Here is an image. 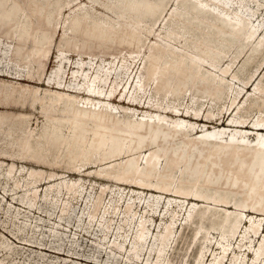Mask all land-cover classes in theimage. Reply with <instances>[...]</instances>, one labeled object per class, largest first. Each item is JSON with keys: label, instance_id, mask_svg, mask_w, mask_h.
I'll list each match as a JSON object with an SVG mask.
<instances>
[{"label": "bare ground", "instance_id": "1", "mask_svg": "<svg viewBox=\"0 0 264 264\" xmlns=\"http://www.w3.org/2000/svg\"><path fill=\"white\" fill-rule=\"evenodd\" d=\"M1 177L73 264H264V0H0Z\"/></svg>", "mask_w": 264, "mask_h": 264}, {"label": "rangeland", "instance_id": "2", "mask_svg": "<svg viewBox=\"0 0 264 264\" xmlns=\"http://www.w3.org/2000/svg\"><path fill=\"white\" fill-rule=\"evenodd\" d=\"M54 56H55V52L52 51L49 54V57L47 59L46 68L50 69L55 64V57ZM71 59H73V60L75 59V56L72 54H71ZM72 66H73V64H70V65L68 64L66 66V70L68 72L67 78H69V76H70V71L72 69ZM18 164H20V162H18ZM0 181L2 182L1 185L3 186L5 182H4V179L2 177L0 178ZM43 187H45V186H43ZM0 190H1V193H0V238H3V239L5 238L9 243L11 242V244L13 246H15V248L18 249L20 252L19 255H17L14 259H11L10 255L8 253H6V251L4 249H2L0 247V249H2L0 251V257L4 258V262L0 261V264H9L10 262H12L13 264H24L23 263L24 259H25V257L28 256V254H31V256L33 257V256L37 255L39 253V251H42V253L44 254V256L46 258H50L54 255H59V257H56V260H57L56 262L58 264H61V263L62 264H73V262L70 261V259H69L71 257H68V259H63L62 257H64V256L62 254L54 253V252L49 251V250L40 249L39 247H33L29 244H25V242H23L24 240L22 238L17 237V236H21L20 231L15 230L13 225L10 223V221H8L6 219L5 215L3 214L4 209L2 208L3 206L8 207L9 201L12 199H11L10 195H5L3 197L2 196L3 190L1 188H0ZM7 197H8V199H7ZM15 202H17V201L14 200L11 202L13 204L12 208L13 209L19 208L18 210L21 212L19 215L20 216L19 220H21L24 217H27V218H29L30 221H35V219L38 216H40L39 212H37V211L35 212L34 210H29L22 205L16 204ZM79 207H81L80 204L77 205V210H79ZM40 217H42V219L40 221L38 220V222L41 223V226L39 225V227L43 231H45L48 229V226H49L46 224H52L53 219H49L45 215V212L42 213V215ZM155 217H157V215H155ZM74 222H75V220H73L72 223H70L69 225H67L68 223L65 222V225L59 227L60 230H64L67 239L70 236L72 237L74 235V232L76 231L75 226L73 225ZM3 232H5V233H3ZM75 236H77V240L79 241V244L76 246L75 252H79L80 254H88L90 252V250H94L91 248L92 244H93L92 238H90L87 235H83L82 232H80L79 230L77 231ZM40 237H41V235H40ZM255 241L256 240H254V242ZM63 247H67L66 243L63 245ZM61 252L66 253V251H63V250ZM77 255H79V254H77ZM100 257L105 258L106 256H100ZM74 259H76V258H74ZM78 261L80 262L82 260L78 259ZM76 264H79V263L77 262ZM86 264H94V263H90V262L86 261ZM96 264H100V263H96Z\"/></svg>", "mask_w": 264, "mask_h": 264}]
</instances>
